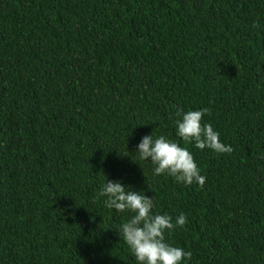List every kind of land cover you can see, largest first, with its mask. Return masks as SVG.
<instances>
[{
  "label": "trees",
  "instance_id": "trees-1",
  "mask_svg": "<svg viewBox=\"0 0 264 264\" xmlns=\"http://www.w3.org/2000/svg\"><path fill=\"white\" fill-rule=\"evenodd\" d=\"M177 107L232 153L185 144ZM150 134L203 187L154 175ZM107 181L186 215L182 264H264V0H0V264H137Z\"/></svg>",
  "mask_w": 264,
  "mask_h": 264
},
{
  "label": "clouds",
  "instance_id": "clouds-1",
  "mask_svg": "<svg viewBox=\"0 0 264 264\" xmlns=\"http://www.w3.org/2000/svg\"><path fill=\"white\" fill-rule=\"evenodd\" d=\"M252 27L256 29L259 25L253 23ZM206 114H210V109L184 112L177 107V135L185 144H194L200 150L207 148L219 154L232 153L233 148L221 142L219 132L210 123H202ZM136 152L140 160L150 158L151 163L156 166L154 175L167 174L174 177L177 183H184L186 186L197 183L203 187L206 182V177L200 174L188 148L181 147L164 135L155 139L152 134L142 137ZM98 195L106 198V208L132 213L120 226V234L137 264H182L191 259V251L173 246L166 240V233L170 234L174 229L186 225L185 214H180L173 222L168 214L154 213L156 205L152 197L131 191L128 187L126 189L119 181L105 182Z\"/></svg>",
  "mask_w": 264,
  "mask_h": 264
}]
</instances>
